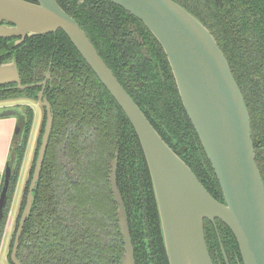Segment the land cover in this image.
Here are the masks:
<instances>
[{
    "label": "trees",
    "instance_id": "1",
    "mask_svg": "<svg viewBox=\"0 0 264 264\" xmlns=\"http://www.w3.org/2000/svg\"><path fill=\"white\" fill-rule=\"evenodd\" d=\"M56 1L76 19L161 137L190 166L211 195L222 200L218 180L183 107L166 54L145 24L109 0ZM176 1L209 28L228 60L249 111L255 159L264 181V0ZM9 39L0 37V48L4 40ZM2 53L0 49V59H7ZM22 54L34 59L41 54L52 55L58 63L72 57L80 66L76 70L81 78L79 81L90 91L87 94L84 90V96L79 99L70 86L69 90L60 91L52 98L55 105L52 130L33 190L31 211L20 237L23 252L28 232L33 235L35 248L30 264H119L123 242L108 181L109 164L116 147H119L117 185L126 208L135 262L169 264L146 159L138 136L121 107L61 29L34 36L31 43L19 51L21 72L28 61L26 57L21 58ZM27 81L23 74V82ZM35 89L29 87L27 90ZM13 95L20 94H9ZM4 97L0 93V98ZM21 113L24 120L16 124L8 156L12 170L0 223V245L31 136L34 108L22 105ZM44 123L45 113L41 117L8 243L10 264H13L9 255L14 233L26 202ZM68 126L71 128L67 141L71 157L75 161L80 158L78 155H84L86 162L79 159L76 165L80 176L78 185L67 186L66 176L62 177L65 187L79 190L78 195L68 201L74 204L72 211L76 221H70L65 227L58 225L55 219L59 216L57 182L63 173L56 145L57 139L62 140L65 135V131L59 129ZM76 143L84 148L74 151L72 145ZM215 221L230 264H243L234 234L221 220ZM205 228L210 253H216L221 264H226L212 222L205 219Z\"/></svg>",
    "mask_w": 264,
    "mask_h": 264
},
{
    "label": "water",
    "instance_id": "2",
    "mask_svg": "<svg viewBox=\"0 0 264 264\" xmlns=\"http://www.w3.org/2000/svg\"><path fill=\"white\" fill-rule=\"evenodd\" d=\"M140 19L161 44L169 62L183 107L189 117L221 188L218 200L204 187L190 166L168 145L115 77L74 17L56 0H0V37L40 35L61 29L112 95L132 124L149 169L162 238L169 264H213L204 220L225 223L235 236L243 264H264V181L255 159L251 120L243 94L228 60L204 23L176 0H109ZM16 82V58L0 64V84ZM46 108L26 202L20 214L10 253L13 264L20 236L34 200L49 134L50 104ZM23 114L0 111V117ZM117 156L109 164L108 181L116 203L115 215L122 237L119 264H136L126 208L117 185ZM65 172L73 175L62 155ZM12 161L5 166L0 191V223L7 204ZM13 232V231H12ZM226 264L229 259L219 237Z\"/></svg>",
    "mask_w": 264,
    "mask_h": 264
},
{
    "label": "flooded vegetation",
    "instance_id": "3",
    "mask_svg": "<svg viewBox=\"0 0 264 264\" xmlns=\"http://www.w3.org/2000/svg\"><path fill=\"white\" fill-rule=\"evenodd\" d=\"M31 1L36 2V0H31ZM34 36H36V35H32V36L26 35L24 37H21V36H5V37H2V38H7V37L10 38L9 40H4L3 46L0 48L3 52L2 55L8 56V58H7L8 60H10L12 57L15 56L16 65H17L19 77L21 80V85L24 87H19L16 82H8V83L0 84V93L5 95L4 98H0V99L27 98V99L33 100L40 107L41 116L43 115V113H45V118H46V108H45V106L40 105L39 99H38L39 93L42 92L43 97H46V99L48 100V102L50 104V111L52 113V124H53V114L55 113V105L53 104L52 98H54V96H57L60 91L65 92V91L69 90L70 86H71V88L75 89V91L77 93V97L79 99H81V97L84 96V92H83L84 90L86 91L87 94L90 91L85 84H81L82 82L79 81V79H81V78L78 77L79 73L76 70H77V68L80 69V66L78 65V63L76 61L74 62L72 57H68V58L64 59L65 62L62 61V63H58L57 61H55L53 59L52 55L41 54L38 57L36 56V58L34 59L33 57L32 58L29 56L26 57L25 54H22L21 58L26 57V59H28V61L24 64L26 66L22 69L23 72H21L19 65H18L19 51H21L22 49L27 47L31 43V40L33 39ZM10 42H12V46H9ZM7 59H4V58L0 59V64L3 61H6ZM23 74L25 76H27V78H28L27 82H23ZM76 84L79 85V87H77ZM29 87H36V89L33 91L27 90ZM16 89L19 92H17ZM9 94H20V95L9 96ZM84 98L85 97H83V99ZM18 105L22 107V105H20V104H18ZM13 106L12 107H5L4 109L2 108V110L15 109ZM2 110H0V111H2ZM70 129H71L70 126L66 127V129H64V128L59 129L62 132L65 131V135L62 138V140H61V138L57 139V141L59 143L56 145L58 161L60 163V166H61L63 173L61 174V177L59 178L60 182H57V186H58L57 195H58V199H59V201H58L59 216H58V218L55 216V219H56L58 225L65 226V227L69 226L70 221H76L74 218V213L72 211L74 204H68V201L72 196H74L76 194L78 195V193H79L78 189L72 190L67 186L73 187V186L79 184L80 176H79L78 170H76V165L78 164L79 159H81L82 161L84 160V162H86L84 155H81V156L78 155L77 157H80V158H77L75 161H73V159L71 157V156H73V155H71L72 151L71 150L69 151L68 144H67V141H68V138L70 135ZM51 130H52V128H51ZM49 136H50V134H49ZM82 140L84 141V139H82ZM72 147H75L74 151H79V149L84 148V146L82 144H77V143L73 144ZM89 148L90 147H88V149ZM86 152H88V151H86ZM115 152H118V156H117V164H118L119 147L114 148L113 158L115 157ZM62 155H64L68 159V162L70 164V170L73 173L72 176L65 172L64 165L62 163V158H61ZM31 159H32V155H31ZM31 159H30V161H31ZM24 160H25V158H24ZM30 161H29V163H30ZM43 161H44V159H43ZM63 176H64V179L66 176V179H65V183L67 184L66 187L64 185V181H63L64 179H62ZM66 207H67V209H65ZM212 224L214 226V230H215L217 237H218V240H219L216 221L212 222ZM11 227H12V225H11ZM204 233H205V239H206L207 228H205V220H204ZM10 235H11V229H10ZM14 236H15V233H14ZM208 236H210L209 233H208ZM32 239H33L32 233L28 232L27 239L24 243L25 246L23 247V252L20 248V240H19L17 257L20 258L22 263H24V261L26 264L31 263L30 261L33 257V252H34V248H35L33 245ZM206 243H207V241H206ZM208 251H209V248H208ZM10 253H11V250H10ZM209 254H210V257L212 259L213 264H215V263L221 264L216 253L213 254V253H210V251H209ZM9 257H10V255H9ZM234 259H235V257H234ZM236 260L237 259H235V261ZM237 263H240V261L237 260Z\"/></svg>",
    "mask_w": 264,
    "mask_h": 264
},
{
    "label": "rangeland",
    "instance_id": "4",
    "mask_svg": "<svg viewBox=\"0 0 264 264\" xmlns=\"http://www.w3.org/2000/svg\"><path fill=\"white\" fill-rule=\"evenodd\" d=\"M18 104H20V105L29 104L31 107H33L34 108V119H33V124H32L31 136H30V140L28 143V147H27V152L25 155L24 163H23V168L21 170L22 172L20 173V178L17 182L15 194H14L12 202H11V207H10L11 221L9 222L8 216L6 219V225L10 226L11 232L14 228V221H15V217H16L17 212H18L17 210L19 207L22 188L24 186V182H25L26 177H27L26 171H27V168L29 166V161L31 159V155L33 153V149H34V145H35V142L37 139V134H38V130H39L40 123H41V117H42L41 113H40V107L33 100H30L27 98L0 99V110H2V108L4 109L5 107H12L14 105L13 107L15 109H17L19 112H21V106H19ZM12 116L17 119V116H15V115H12ZM6 225H5V230H6ZM11 225H12V227H11ZM4 240H5V238H4ZM5 243H6V245L9 243V237L6 238ZM7 250H8V247L5 250V255L3 257V264H10L9 260H8V251Z\"/></svg>",
    "mask_w": 264,
    "mask_h": 264
},
{
    "label": "crops",
    "instance_id": "5",
    "mask_svg": "<svg viewBox=\"0 0 264 264\" xmlns=\"http://www.w3.org/2000/svg\"><path fill=\"white\" fill-rule=\"evenodd\" d=\"M16 124H17V120L13 116L0 117V191L3 184L5 166L8 161L10 148L14 142ZM8 218L10 222L11 221L10 211L8 213ZM7 237H9L10 239V226L6 225V230L4 231L2 242L0 245V264H3V257L5 255V250L8 247V244L6 245L5 243Z\"/></svg>",
    "mask_w": 264,
    "mask_h": 264
}]
</instances>
